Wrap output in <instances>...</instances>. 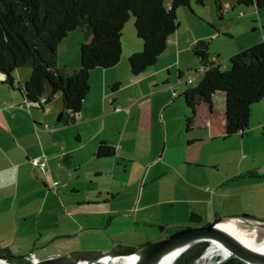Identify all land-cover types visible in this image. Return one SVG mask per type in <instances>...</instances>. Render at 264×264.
Here are the masks:
<instances>
[{
    "label": "crops",
    "instance_id": "0c3cea01",
    "mask_svg": "<svg viewBox=\"0 0 264 264\" xmlns=\"http://www.w3.org/2000/svg\"><path fill=\"white\" fill-rule=\"evenodd\" d=\"M263 40L264 33L232 54ZM132 51L115 67L92 71L83 108L68 122L59 120L61 93L41 109L0 75V244L14 256H88L149 244L140 225L173 192L204 225L220 216L264 220V99L253 106L249 129L232 137L222 91L198 104L188 126L186 101L167 113L177 100L172 88L181 95L164 74L176 61L134 75ZM72 62L66 67L80 69V57ZM22 69L14 78L24 85L31 70ZM103 143L116 153L100 157ZM42 156L46 172L31 163Z\"/></svg>",
    "mask_w": 264,
    "mask_h": 264
},
{
    "label": "trees",
    "instance_id": "16d2710c",
    "mask_svg": "<svg viewBox=\"0 0 264 264\" xmlns=\"http://www.w3.org/2000/svg\"><path fill=\"white\" fill-rule=\"evenodd\" d=\"M238 1L264 8V0ZM191 4L192 0H172L169 4L166 0H0V75L6 74L4 82L20 89L32 105L41 109L61 93L64 111L59 120L68 122L70 115L83 108L91 89L92 71L112 68L120 62L124 30L132 16L142 44L132 51L129 62L132 73L140 75L166 52L171 36L180 27L178 10ZM78 28L85 35L80 69L59 67L58 48ZM194 51L201 60L204 77L183 93L191 110L188 126L195 121L198 104L210 102L215 93L222 91L226 93V137L247 131L253 106L264 99V40L231 57L230 68L210 61L209 46L204 41L196 43ZM24 67H30L31 76L24 85L17 84L14 73ZM43 97L47 98L45 104L41 103ZM115 153V148L106 143L98 151L100 157ZM191 221L202 223V216L194 212ZM207 247L206 243L195 245L178 264H194ZM0 258L30 264L1 244ZM219 264L246 263L230 256Z\"/></svg>",
    "mask_w": 264,
    "mask_h": 264
},
{
    "label": "rangeland",
    "instance_id": "374dc122",
    "mask_svg": "<svg viewBox=\"0 0 264 264\" xmlns=\"http://www.w3.org/2000/svg\"><path fill=\"white\" fill-rule=\"evenodd\" d=\"M171 1L166 0V3L169 4ZM260 12L262 15H260ZM178 18L180 27L171 36L168 49L157 63V67L162 68L176 61L175 66L169 68L170 73L167 68L164 74L172 79L173 83L171 84L176 83L180 86L181 95L178 96L179 94L172 88V93L177 96V100L169 106L167 113L180 107V103L185 102L184 91L197 85L204 77L203 73L199 72L201 60L194 51L196 43L199 41L208 43L210 58L221 61L223 68H230L231 57L240 52L232 54L236 47L260 39L264 33V26L260 22L261 18L264 19V8L260 11L255 6L239 4L238 0H202V2L192 0L191 7H181L178 10ZM84 41L85 35L82 28L72 31L64 39L58 48L59 67L72 65V61L76 60V57H80V48ZM141 44L142 41L138 38L135 30V18L132 16L124 30V51H126L125 53L131 52ZM22 70L28 72L31 69L30 67H24ZM180 71L183 72L182 76L179 73ZM190 78L193 79L191 82ZM115 109L120 111L122 108L116 106ZM175 122H177V119ZM179 161L183 160L179 159ZM154 211V215L151 216V219L149 218L150 223L140 225L142 229H146L147 233L145 234L147 239L151 240L150 243L159 241L164 235L170 234L172 231H178L186 227L204 226V224L191 221V213L194 210L190 205L181 201V195L178 192H173L170 198H167L161 205L155 206ZM209 221V218L205 219L204 223ZM259 232L260 237H264V228L263 230L259 229ZM61 253L59 252V254ZM76 256L81 257V254H76ZM222 259H224L222 256L217 255L213 261L218 262Z\"/></svg>",
    "mask_w": 264,
    "mask_h": 264
},
{
    "label": "water",
    "instance_id": "95a60500",
    "mask_svg": "<svg viewBox=\"0 0 264 264\" xmlns=\"http://www.w3.org/2000/svg\"><path fill=\"white\" fill-rule=\"evenodd\" d=\"M231 219L240 220L246 226L264 228V220L248 216H225L216 218L213 222L204 226L186 227L174 232L164 240L149 243L138 248L112 250L83 257L39 258L30 262V264H99L105 258H126L127 256L132 257L130 264H178L185 252L202 242H209L210 244L206 252L211 245L219 243L230 251V256H235L246 264H264V253L249 248L232 234L218 226L220 223ZM175 251H178L177 254L171 261H167L168 257ZM3 262L14 264L0 258V264H3Z\"/></svg>",
    "mask_w": 264,
    "mask_h": 264
},
{
    "label": "bare ground",
    "instance_id": "6f19581e",
    "mask_svg": "<svg viewBox=\"0 0 264 264\" xmlns=\"http://www.w3.org/2000/svg\"><path fill=\"white\" fill-rule=\"evenodd\" d=\"M221 229L229 232L242 243H244L249 248L264 253V237H260L259 229L257 226H246L237 219L227 220L218 225ZM178 251L172 253L167 261H171ZM230 251L224 248L219 243H215L209 247L207 252L200 258L203 264H211L217 255L223 258H230ZM132 257L119 258V257H109L102 259L99 264H130ZM3 264H8L3 262Z\"/></svg>",
    "mask_w": 264,
    "mask_h": 264
},
{
    "label": "built area",
    "instance_id": "2783aa9c",
    "mask_svg": "<svg viewBox=\"0 0 264 264\" xmlns=\"http://www.w3.org/2000/svg\"><path fill=\"white\" fill-rule=\"evenodd\" d=\"M202 71H203V69L200 68L199 72L202 73ZM192 80H193V79L190 78V82H191ZM46 101H47V98H46V97H43V98L41 99V103H42V104H45ZM31 105H32V104H31ZM31 163H32L33 166L36 167L37 169H40L41 171L46 172V167H47V157H46V156H42V157H39V158H33V159H31ZM56 184H57V183H56ZM56 184H55V185H56ZM27 258H28V260H29L30 262H33V261L39 259V257H38L36 254H34V253H31ZM200 258H201V257H200ZM200 258H199L194 264H203V262H202V260H201ZM221 261H222V260H220V261H218V262L213 261V263H211V264H219Z\"/></svg>",
    "mask_w": 264,
    "mask_h": 264
},
{
    "label": "flooded vegetation",
    "instance_id": "af4514ba",
    "mask_svg": "<svg viewBox=\"0 0 264 264\" xmlns=\"http://www.w3.org/2000/svg\"><path fill=\"white\" fill-rule=\"evenodd\" d=\"M221 217V216H220ZM220 217H217V218H220ZM223 217H225V216H223ZM236 217V216H235ZM180 229V228H179ZM178 230V229H177ZM174 232H176V231H172L170 234H166V235H164L160 240H164V239H166V238H168V237H170V235H172ZM159 240V241H160ZM202 243H206L208 246L210 245L209 244V242H202ZM35 254V253H34ZM29 256V255H28ZM27 256V257H28ZM84 256V255H83ZM24 258V259H26L28 262H30L29 260H28V258ZM72 257H80V256H76V255H73ZM81 257H82V254H81Z\"/></svg>",
    "mask_w": 264,
    "mask_h": 264
},
{
    "label": "clouds",
    "instance_id": "9594fccd",
    "mask_svg": "<svg viewBox=\"0 0 264 264\" xmlns=\"http://www.w3.org/2000/svg\"><path fill=\"white\" fill-rule=\"evenodd\" d=\"M226 259H227V258H226ZM223 260H225V258H224V259H222V261H223Z\"/></svg>",
    "mask_w": 264,
    "mask_h": 264
}]
</instances>
